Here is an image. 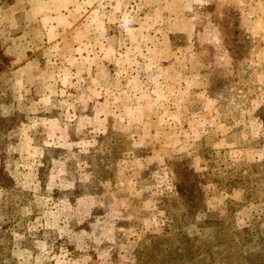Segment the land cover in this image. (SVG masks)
<instances>
[{"label":"rangeland","instance_id":"374dc122","mask_svg":"<svg viewBox=\"0 0 264 264\" xmlns=\"http://www.w3.org/2000/svg\"><path fill=\"white\" fill-rule=\"evenodd\" d=\"M0 264H264V0H0Z\"/></svg>","mask_w":264,"mask_h":264}]
</instances>
